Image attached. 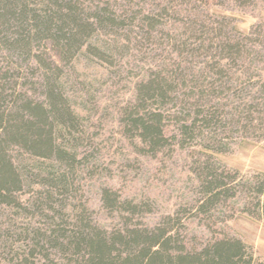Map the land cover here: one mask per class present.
Returning <instances> with one entry per match:
<instances>
[{"label": "rangeland", "instance_id": "1", "mask_svg": "<svg viewBox=\"0 0 264 264\" xmlns=\"http://www.w3.org/2000/svg\"><path fill=\"white\" fill-rule=\"evenodd\" d=\"M85 2L113 7L129 21L121 30V37L103 34L102 39L113 45V51L104 47L109 58L94 52L67 66L55 45L48 44L36 49L35 56L27 62V58L0 46V65L5 72L11 68L24 69V77L14 84H20L19 92L28 96L27 100L43 103L48 100L44 87L48 72L37 59L43 57L67 68L70 97L81 104L80 110L93 121L89 128L100 156L83 175L81 191L61 198L66 209L60 206L59 210L70 215L90 210L102 229L111 233L124 231L130 228L126 218L131 215L126 213L128 209L111 210L106 191L113 190L122 202L145 206L146 211L135 222L141 229L154 230L170 218L175 219L176 228L189 247L203 249L217 233L218 237L227 234L245 240L264 262V222L245 214L243 204H231L233 207L224 211L223 223L216 228L198 210L205 199L199 169L208 158L213 157L220 166L245 177L264 174V0ZM151 17H159L158 22L150 23L147 19ZM234 42L244 44L243 56H236L229 49ZM159 75L171 84L178 82L182 91L175 94L179 101L166 110L174 118L169 122V138L182 137L183 124L179 118L191 117L190 113L193 124L201 109L217 107L225 114L220 131H216L223 148L210 151L206 146L211 144L201 139L187 146L175 142V146L159 152L144 151L139 141L128 138L123 112L137 104L141 86ZM197 84L209 88L211 100H189L196 107L185 112L189 96L197 93L202 97ZM87 152L96 155L97 150ZM10 156L18 167L38 166V160L22 150L16 149ZM32 188L28 186L25 196L22 194L25 201L32 199L34 190H40ZM27 229L32 230L31 234L47 230V221L25 217L9 206L0 210V263L18 262L20 255L32 258L34 243L22 239L27 238ZM10 233L16 237L10 239ZM58 259L54 258L59 264L66 263ZM33 261L55 263L42 255Z\"/></svg>", "mask_w": 264, "mask_h": 264}, {"label": "trees", "instance_id": "2", "mask_svg": "<svg viewBox=\"0 0 264 264\" xmlns=\"http://www.w3.org/2000/svg\"><path fill=\"white\" fill-rule=\"evenodd\" d=\"M93 4L85 0H0V46L27 58V62L35 56L36 49L48 44L55 45L67 66L94 52L107 59L104 47L113 51V45L102 37L105 34L121 37V30L129 21L113 7ZM147 20L155 24L159 17ZM228 47L240 57L245 51L242 43L234 42ZM37 59L48 72L45 103L27 100L28 96L20 94V84L14 82L24 77V69L11 68L5 72L0 65V210L9 206L25 217L43 218L48 229L34 234L31 229L26 230L27 238L22 239L32 241L35 247L31 259L20 255L18 262L0 264H38L33 260L39 255L53 264H59L54 258L65 260L64 264H264L256 249L245 240L227 234L218 237L215 230L216 237L199 249L189 247L176 228L175 219L170 218L154 230L141 229L135 222L146 211L145 206L126 204L113 190L106 191L108 205L115 212L128 209L129 229L115 233L102 229L90 210L74 215L66 210L61 212L60 206L66 209L61 198L81 191L83 175L98 161L100 150L90 132L92 119L70 97L67 68L43 57ZM196 89L202 90L203 98L197 93L189 96L185 112L196 107L189 100H211L209 88L197 84ZM177 93H182L178 82L171 84L160 75L143 84L137 104L123 112L128 138L139 141L144 151L159 152L175 146V142L187 146L201 139L211 144L206 146L210 151L223 148L216 131H220L225 114L217 107L201 109L193 124L190 113L191 117L179 118L183 124L182 137L169 138V122L174 118L166 110L179 101ZM16 149L37 159L38 166L18 167L10 156ZM90 149L97 150L96 155H90L87 152ZM199 172L205 198L198 207L199 214L214 228L223 223L224 211L230 210L231 204H243L245 214L264 222V174L245 177L220 166L213 157L202 164ZM28 186L40 190H34L32 199L25 201L22 194L25 196ZM15 237L10 233V239Z\"/></svg>", "mask_w": 264, "mask_h": 264}]
</instances>
